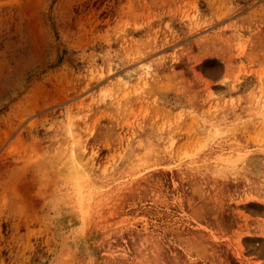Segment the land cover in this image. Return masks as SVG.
Returning <instances> with one entry per match:
<instances>
[{
    "label": "rangeland",
    "instance_id": "1",
    "mask_svg": "<svg viewBox=\"0 0 264 264\" xmlns=\"http://www.w3.org/2000/svg\"><path fill=\"white\" fill-rule=\"evenodd\" d=\"M89 262L264 264V0H0V264Z\"/></svg>",
    "mask_w": 264,
    "mask_h": 264
},
{
    "label": "snow or ice",
    "instance_id": "2",
    "mask_svg": "<svg viewBox=\"0 0 264 264\" xmlns=\"http://www.w3.org/2000/svg\"><path fill=\"white\" fill-rule=\"evenodd\" d=\"M236 87H237L238 91H243L244 88L246 87V84L242 82V83L238 84ZM89 264H90V262H89Z\"/></svg>",
    "mask_w": 264,
    "mask_h": 264
}]
</instances>
